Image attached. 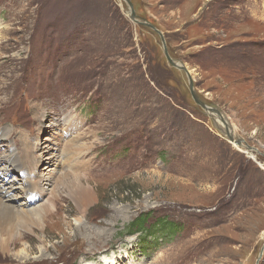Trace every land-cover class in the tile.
Listing matches in <instances>:
<instances>
[{
	"label": "rangeland",
	"instance_id": "obj_1",
	"mask_svg": "<svg viewBox=\"0 0 264 264\" xmlns=\"http://www.w3.org/2000/svg\"><path fill=\"white\" fill-rule=\"evenodd\" d=\"M130 1L138 21L163 33L201 101L258 153L232 144L194 102L187 74L168 63L156 31L130 20L126 1L0 0V189L32 210L26 180L36 177L38 205L54 211L18 227L0 264L257 263L264 0ZM70 115L78 125L67 135ZM68 136L80 137L77 151ZM61 174L82 178L92 197L86 215L65 192L56 204L47 184ZM147 213L149 227L170 223L145 229L155 236L132 234Z\"/></svg>",
	"mask_w": 264,
	"mask_h": 264
},
{
	"label": "bare ground",
	"instance_id": "obj_2",
	"mask_svg": "<svg viewBox=\"0 0 264 264\" xmlns=\"http://www.w3.org/2000/svg\"><path fill=\"white\" fill-rule=\"evenodd\" d=\"M208 115H210L213 119H215L216 126L219 129H221L222 132H224L227 136H228V134L226 133V126H228L229 134H231L234 137V131L232 130V128L229 127L227 120L225 121V123H221L220 117L218 115L210 114V113H208ZM222 117H224V116H222ZM72 118H73V120H75L74 116H72V115L67 116L65 119V122L67 124V128H66L67 129V133H66L67 135L72 134L78 125V123L72 125V123H71ZM68 138H70V137L68 136ZM234 138L237 139L236 137H234ZM79 140H80V137H74V138L71 137L69 139L70 143L73 144V150H75V151H77V147H78L77 145H79L78 144ZM66 141H67V139H66ZM232 144H235V143L233 142ZM65 146H67V145L65 144ZM235 146H238V145L235 144ZM241 147H243V144L241 145ZM67 148H70V146ZM73 150L71 148L69 149L70 152ZM22 151L24 152V157L22 158V160L25 163H27L28 165L29 164L32 165L35 161V158H36L33 154L34 150L32 151V148L30 146H28V147L26 146V148H23ZM12 160L16 165H19L16 167H20V157L17 156V152H15V150H13V152H12ZM5 161L8 162V159H6ZM36 163H38V162H36ZM59 163L60 162H58V164ZM29 166H28V168L30 169L31 167H29ZM4 170H6V169H4ZM0 172H1V170H0ZM35 178L36 177H34V178L29 177L26 180V185H31L30 193L32 194V196L29 198H30V202H32V200H34L33 204L36 205V203L37 202L39 203V201L41 200L43 192H42V188H40V191H39V187L41 185L39 184L40 182H38V180ZM83 178H84V176H83ZM81 179L79 177L74 178V176H70L67 174H61L57 178V180L50 181V183L47 185L49 186V188H51V192H52L51 194H53V193L58 194V195L54 196V198L57 200L56 204L60 199L59 193L65 192V193H67L66 195H68V197L76 203V206L78 208L79 213L82 215H86L92 197H91L90 192L87 190L85 184L81 181ZM41 187H43V186H41ZM10 190H11V187H9L7 189L4 186H2V188L0 189V248H3V250H5V251H9L11 249V247H16V245H17L16 242L19 241L17 239V237L20 236V234L18 235V233H17L18 227L20 229H24V231H26V230H28L29 224L39 223L41 216H46V217L49 215L51 216V215H53V212H54L51 209L53 205L51 203H46V202L39 204V205L37 203L36 208L32 209V210H27V208H21L19 206H16V204L14 203V200L12 199V197H10V194H9ZM26 192H27V190H26ZM59 209L60 208H58V210ZM104 260L106 261L107 264L115 263V260L114 261L108 260L106 258Z\"/></svg>",
	"mask_w": 264,
	"mask_h": 264
},
{
	"label": "water",
	"instance_id": "obj_3",
	"mask_svg": "<svg viewBox=\"0 0 264 264\" xmlns=\"http://www.w3.org/2000/svg\"><path fill=\"white\" fill-rule=\"evenodd\" d=\"M124 1H126L128 3V5L130 6V12L128 13V16H129L130 20L134 21L135 23L145 25V26L153 29L154 31H156L160 35V38H161L162 43H163V49H164L165 57H166L168 63L172 67L177 68L178 70L184 71L187 74V77H188V80H189L190 92H191V96H192V99L194 100V102L198 106H200L203 110H205L206 112H208L210 114H216V115H218L220 117V122L221 123H225L226 120H225L224 117H222V113L219 110H217L215 108H212V107L206 105L198 97V95H197V93L195 91V88H194V81H193V78H192L190 72L188 71V69L186 68L185 65L180 64L177 61H175V60L172 59V57L170 55V52L168 50V47H167V44H166V40L164 38L163 33L161 31H159L153 24L149 23L148 21H142V22L141 21H138L137 20V15H136V13L134 11L132 2L130 0H124ZM226 133L228 134V136L226 134L225 135H226V137L228 138V140L230 142H232V143L234 142L238 146H241L242 144L243 145L245 144L244 140H242V139H235L234 138L235 136L233 137L231 134H229V128H228V126H226ZM245 146H246V144H245ZM247 148H248V150H250L252 152L254 150V151H256L258 153V150H256L255 148H251V147H247ZM263 255H264V246H263V248H262V250L260 252V255H259V258H258L256 264H259L260 263V261L263 258Z\"/></svg>",
	"mask_w": 264,
	"mask_h": 264
},
{
	"label": "trees",
	"instance_id": "obj_4",
	"mask_svg": "<svg viewBox=\"0 0 264 264\" xmlns=\"http://www.w3.org/2000/svg\"><path fill=\"white\" fill-rule=\"evenodd\" d=\"M151 220V215L150 214H143L139 218H137L130 226H129V231L133 233H136V231L141 230V232L145 231V229H148L152 231V229H158L160 227L166 226L169 224V221H166V219H158L156 220L153 224L150 225L149 227V222ZM149 230L147 232L145 231V234L150 235V236H155L152 233H149ZM161 232L160 230H158ZM163 232V231H162Z\"/></svg>",
	"mask_w": 264,
	"mask_h": 264
}]
</instances>
